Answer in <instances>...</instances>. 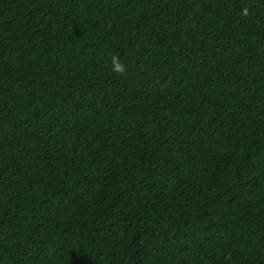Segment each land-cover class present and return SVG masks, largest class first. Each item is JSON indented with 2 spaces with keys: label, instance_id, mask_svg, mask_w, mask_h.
Here are the masks:
<instances>
[{
  "label": "trees",
  "instance_id": "obj_1",
  "mask_svg": "<svg viewBox=\"0 0 264 264\" xmlns=\"http://www.w3.org/2000/svg\"><path fill=\"white\" fill-rule=\"evenodd\" d=\"M0 264H264V0H0Z\"/></svg>",
  "mask_w": 264,
  "mask_h": 264
},
{
  "label": "clouds",
  "instance_id": "obj_2",
  "mask_svg": "<svg viewBox=\"0 0 264 264\" xmlns=\"http://www.w3.org/2000/svg\"><path fill=\"white\" fill-rule=\"evenodd\" d=\"M248 12L247 9L244 10V15L247 16ZM112 66H113V71L117 72L121 75H124L126 73V67L124 64H122L119 60V57L117 55H113L112 57Z\"/></svg>",
  "mask_w": 264,
  "mask_h": 264
}]
</instances>
